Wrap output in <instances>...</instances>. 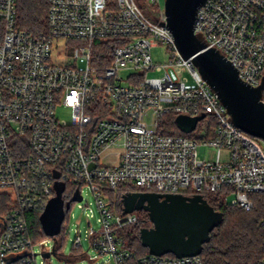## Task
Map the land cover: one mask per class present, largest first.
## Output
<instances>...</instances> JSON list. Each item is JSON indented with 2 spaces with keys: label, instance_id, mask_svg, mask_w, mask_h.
Returning <instances> with one entry per match:
<instances>
[{
  "label": "built area",
  "instance_id": "1",
  "mask_svg": "<svg viewBox=\"0 0 264 264\" xmlns=\"http://www.w3.org/2000/svg\"><path fill=\"white\" fill-rule=\"evenodd\" d=\"M46 1L48 29L35 34L20 27L18 0H0V264H37V244L49 252L43 240L30 235L25 213L44 212L57 182L65 184L63 195L70 199L76 191L82 196L66 211L64 230L84 188L93 193L99 211L100 228L89 224L85 238L78 233L74 251L82 253L86 239L116 264H203L201 255H137L120 232L139 217L118 210L109 192L122 186L219 194L225 204L249 211L253 195L264 193V148L258 137L233 122L198 68L178 53L160 0H151L157 18L138 0ZM195 33L232 61L243 81L262 84L264 0H206ZM98 41L114 43L109 52L95 55ZM159 43L174 52L168 64L153 62L152 48ZM55 49L60 56L54 62ZM71 58L84 59L85 66L67 64ZM168 114L210 116L213 133L211 122L206 135L165 133ZM202 120L186 134H196ZM200 142L216 149L214 159L199 156ZM61 244L56 241L53 250ZM84 256L94 260L88 251Z\"/></svg>",
  "mask_w": 264,
  "mask_h": 264
},
{
  "label": "water",
  "instance_id": "2",
  "mask_svg": "<svg viewBox=\"0 0 264 264\" xmlns=\"http://www.w3.org/2000/svg\"><path fill=\"white\" fill-rule=\"evenodd\" d=\"M206 0H165L166 26L172 32L178 53L191 60L202 77L218 94L227 107L233 122L246 133L264 139L263 84L253 87L239 76L234 63L215 48H207L195 33L199 8ZM264 78V77H263ZM205 117L176 116V124L184 133L195 130ZM56 195L42 213L41 221L46 233L53 237L61 232L66 211L72 201L82 196L76 191L65 201V184L57 182ZM123 213L144 210L152 223L140 230L141 243L153 255L173 254L182 258L201 255L211 232L224 220L223 212L216 210L202 194H167L157 192H127L122 196ZM56 254V250L52 251ZM51 252L42 255L49 257Z\"/></svg>",
  "mask_w": 264,
  "mask_h": 264
},
{
  "label": "trees",
  "instance_id": "3",
  "mask_svg": "<svg viewBox=\"0 0 264 264\" xmlns=\"http://www.w3.org/2000/svg\"><path fill=\"white\" fill-rule=\"evenodd\" d=\"M48 8L49 5L46 0H18L20 27L35 34L45 33L48 29ZM2 35L3 26L0 24V41ZM112 43L114 42L98 41L95 44V55L109 52L113 46ZM206 118H209L208 122L212 124V128H209V133L212 134L215 120L210 116ZM161 130L169 134L192 136L178 128L174 114L165 116ZM68 189L71 188L67 187ZM135 191L138 190L120 186L117 190L110 191L109 197L117 209L121 211L123 194ZM204 197L216 210L223 212L224 220L211 232L210 241L204 244L201 254L203 264H258V261L264 258V193L253 195L254 207L249 211L225 204L219 194H205ZM64 199L66 201L71 200L65 194ZM1 203L2 201L0 205ZM0 211H3L2 207H0ZM42 213L43 211L40 210L25 213V218L30 226V235L35 241H40L43 236H49L41 221ZM151 225L148 219L142 221L139 219L137 224L126 227L120 232L126 245L139 256L149 253L148 248L141 243L140 230ZM65 233L66 230L62 228L56 236L58 242H63ZM56 249L58 250V245ZM167 255L174 256L173 254Z\"/></svg>",
  "mask_w": 264,
  "mask_h": 264
},
{
  "label": "rangeland",
  "instance_id": "4",
  "mask_svg": "<svg viewBox=\"0 0 264 264\" xmlns=\"http://www.w3.org/2000/svg\"><path fill=\"white\" fill-rule=\"evenodd\" d=\"M161 6L164 8L165 0H160ZM143 10L146 11L151 17L157 18L155 14L158 12V6L153 4L151 0H138ZM63 51V50H62ZM173 54L167 45L159 43L157 46L152 48V58L153 62L156 65L168 64L173 59ZM59 50L53 51V61L59 59ZM59 61H62L59 60ZM67 64L75 63L77 67L83 68L85 66L86 61L82 58L75 60L71 58L66 61ZM184 75L191 76L190 72L184 70ZM122 75L126 76V72H122ZM149 75H156L155 72L150 71ZM208 119L202 120L199 123V127L197 133L190 135H206L208 133L206 124H208ZM259 143L264 148V139L258 138ZM199 156L204 159L212 160L216 157V149L212 146L205 144L204 142L199 143L198 147ZM226 155V153L224 154ZM83 200L79 203L75 202L69 212V226L66 229L65 237L60 246H58V250L56 254H51L49 257H44L42 255V247L38 244L35 247V250L38 254L37 256V264H116L109 255H101L98 251L92 249L90 247L89 241L84 239L82 242V251H88V255L92 257L94 260H90L87 256L82 257L81 252H77L73 250V242L78 233H80L84 238L86 237L87 230L89 229V224H91L96 230L100 228V224L98 222L99 211L96 205L95 197L93 193L88 189L84 188L83 190ZM229 200L234 198V195L229 194ZM88 203V207L82 209L79 207L80 204L86 205ZM135 214L139 217V219L146 220L148 219L149 224H152L149 220L148 213L144 210H136ZM45 243V248L52 252L55 242L54 239L49 238V236H43L40 238Z\"/></svg>",
  "mask_w": 264,
  "mask_h": 264
}]
</instances>
